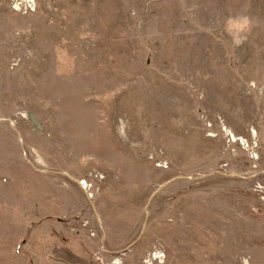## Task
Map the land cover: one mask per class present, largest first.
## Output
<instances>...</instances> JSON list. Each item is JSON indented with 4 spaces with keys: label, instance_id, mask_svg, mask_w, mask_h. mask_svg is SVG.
<instances>
[{
    "label": "rangeland",
    "instance_id": "1",
    "mask_svg": "<svg viewBox=\"0 0 264 264\" xmlns=\"http://www.w3.org/2000/svg\"><path fill=\"white\" fill-rule=\"evenodd\" d=\"M0 264H264V0H0Z\"/></svg>",
    "mask_w": 264,
    "mask_h": 264
},
{
    "label": "built area",
    "instance_id": "2",
    "mask_svg": "<svg viewBox=\"0 0 264 264\" xmlns=\"http://www.w3.org/2000/svg\"><path fill=\"white\" fill-rule=\"evenodd\" d=\"M82 182H83L82 184H83L84 186H87L85 181H82ZM90 195H91V194H90Z\"/></svg>",
    "mask_w": 264,
    "mask_h": 264
},
{
    "label": "bare ground",
    "instance_id": "3",
    "mask_svg": "<svg viewBox=\"0 0 264 264\" xmlns=\"http://www.w3.org/2000/svg\"><path fill=\"white\" fill-rule=\"evenodd\" d=\"M83 182H80V184L82 185ZM84 189H86V186L82 185Z\"/></svg>",
    "mask_w": 264,
    "mask_h": 264
}]
</instances>
